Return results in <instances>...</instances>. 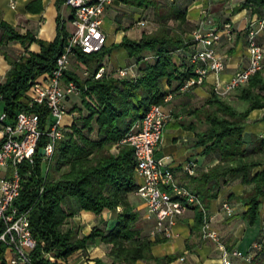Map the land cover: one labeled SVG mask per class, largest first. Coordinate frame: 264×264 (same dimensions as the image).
I'll use <instances>...</instances> for the list:
<instances>
[{"label":"trees","instance_id":"trees-1","mask_svg":"<svg viewBox=\"0 0 264 264\" xmlns=\"http://www.w3.org/2000/svg\"><path fill=\"white\" fill-rule=\"evenodd\" d=\"M64 1L57 0V3L64 4ZM113 1L143 12L150 10L147 16L151 12L153 20L159 23V29L155 33H142L138 40L124 35L119 44L103 47L96 54L86 55L78 48L74 50L79 59L90 56L97 61L96 66L83 62L93 74L102 66V58L112 49H123L128 57L135 60L136 74L134 79L117 78L112 73H105L99 79L92 76L80 79L73 71H65L64 81L74 80L82 89L79 98L86 114L79 113L65 127L64 137L57 142L47 169L43 170L42 157L38 154L33 165L20 166L21 190L13 206L28 213L29 229L36 241L29 253L30 264H67L73 253L86 251L100 243L109 246L107 256L110 262L95 258L93 264H136L139 261L171 264L176 258L173 255L154 257L152 247L159 239L141 236L136 225L139 215L128 200V194L137 188L135 160L132 149L118 143L152 104H163L168 93H175L174 96L184 94L176 91L193 76L189 57L195 44L184 35L191 31L185 12L171 6L173 3L164 2L162 7L157 0ZM164 6L170 7V11L159 15L156 9H165ZM242 9L261 17L264 0H244L236 7V10ZM0 30L1 44L14 41L24 49L16 57L3 52L9 69L0 81L1 111L9 123H14L17 114L27 109L39 112L44 118L46 111L28 106L26 91L30 80L53 69L68 33L64 25L59 24L57 37L46 42L28 31L20 33L1 19ZM32 43L39 46L38 52L28 50ZM145 52L149 53L148 57H145ZM163 79L170 87L168 91L162 89ZM237 105H242V109ZM262 108L263 64L246 83L224 96L216 94L212 88L200 107L187 110L188 115L208 125L199 133L197 145L202 147L203 154H212L218 160L207 171L192 176L196 186L187 189L196 194L206 208V202L215 198L220 187L227 183L238 180L243 186H251L239 197L244 207L242 219L249 225H254L259 219L264 200V158L251 156L254 149L250 151L244 147L242 131L249 113ZM184 126L194 129L193 122ZM44 142L42 139L40 145ZM114 146L116 151L112 152L110 149ZM263 146L264 140H260L257 149ZM58 172L60 175L55 178L53 173ZM79 210L95 215L111 211L116 215L109 228L94 226L89 233L81 234L80 229L78 232L77 227L68 225V219ZM193 211L200 228L201 213L196 208ZM262 220L264 222V217ZM5 249L0 242V264H5Z\"/></svg>","mask_w":264,"mask_h":264},{"label":"built area","instance_id":"built-area-1","mask_svg":"<svg viewBox=\"0 0 264 264\" xmlns=\"http://www.w3.org/2000/svg\"><path fill=\"white\" fill-rule=\"evenodd\" d=\"M203 1L206 5L202 8L201 17L192 32L195 45L189 63L193 76L186 79L176 93H185L202 86L210 74L217 76L224 69V58L217 51L216 45L223 38L227 41L232 39V24L224 22L219 27L204 29L209 20L210 7L209 0ZM112 3L113 0L64 1V5L72 11L71 23L74 30L68 33L53 69L30 80L26 91L28 106L46 111L44 118L39 112L27 109L17 114L14 123H9L6 114L0 111V242L6 247L5 264H30L29 253L36 245L29 229L27 211H19L13 206V201L21 190L20 166L33 165L38 150L43 149L44 153L40 157L47 169L57 142L64 137L65 127L68 125L66 118L71 117L68 112L69 102L72 97L82 94V89L74 80L64 81V73L70 70L75 49L78 48L86 55L96 54L103 49L106 35L102 29V17ZM136 25L144 26L145 22L140 20ZM258 35L264 38V15L249 22L246 34L249 57L247 65L237 71L229 81L221 82L216 79L213 84L216 94L226 95L236 86L246 83L251 75L261 69L264 50L257 42ZM105 72L103 66L93 74L84 69L79 78L92 76L99 79ZM114 76L134 79L133 65L118 68ZM174 95L175 93L166 94L163 104H152L118 143L132 149L135 160L134 175L140 180L133 193L142 200L146 218L153 221L150 237L172 238L178 219L187 211L196 208L202 216L199 240H210L226 253L218 233L211 226L213 217L196 194L176 181L170 166V157L158 155L163 130L173 119L172 112L164 106ZM42 139L45 142L40 145ZM196 167L197 164L192 159L181 165L183 172L190 177L195 175ZM41 191L42 189L39 192ZM221 209L227 216L233 214V208L226 201L222 202ZM251 248L259 251L262 244L256 241ZM8 250L12 252V256H6ZM232 255L243 256L239 251H233ZM47 256L52 259L51 255ZM244 259L248 264H258L253 254L245 255ZM221 264L230 262L223 258Z\"/></svg>","mask_w":264,"mask_h":264},{"label":"crops","instance_id":"crops-1","mask_svg":"<svg viewBox=\"0 0 264 264\" xmlns=\"http://www.w3.org/2000/svg\"><path fill=\"white\" fill-rule=\"evenodd\" d=\"M172 1L168 0L167 3L169 5L173 3L171 6L179 7L185 12V19L191 31L184 35L191 36L192 29H194L199 21L201 10L206 5V2L203 0ZM242 1L244 0H209V20L204 29L219 27L224 22L232 24V39L227 41L223 38L216 45L217 51L224 58V69L217 76L210 74L204 85L195 87L187 93L174 96L164 106L165 109L170 110L174 114V118L163 130L158 155L170 157V166L173 168L176 181L186 188H195L196 183H194L192 176H187L183 172L181 165L185 161L192 159L196 162L197 167L194 177L201 172L207 171L218 161L212 154H203L202 147L197 145L199 133L205 131L208 125L202 122L204 125L202 130L197 128V123H200V121L193 115H188L187 110L198 108L204 103L210 95L216 79L221 82L229 81L237 71L244 68L248 63L246 34L249 22L256 15L250 13L247 9L236 10V7ZM130 8L133 7L122 5L116 1H113L106 8L102 17V29L106 35V42L108 38H112L113 41L110 43L113 45L119 42L123 35H125L120 23L125 18V15H131V13L126 11H130ZM119 14H121V18L117 17ZM262 15H264V9ZM106 16H109L113 20L111 29L104 27ZM70 17H72V11L64 4H58L57 0H0L1 20L14 27L20 33L28 31L34 37L46 42H51L57 37L59 24L64 25L67 33L70 32L68 26L66 27V21L68 23L71 21ZM257 42L264 50V38L261 35H258ZM9 50L17 56L24 51L23 46L18 42L0 43V81L4 79L5 73L9 69V65L3 56V52H6L10 56ZM28 50L38 52L39 46L32 43L29 45ZM13 53L12 57H14ZM176 56L177 53L174 57ZM262 64L264 67V59ZM131 65H133V71L136 74L134 59L126 60L124 65H119L114 70ZM102 66L105 68V73H109V69L103 64ZM161 84L164 91L170 89L164 79ZM240 108L242 109V105ZM191 122L196 124V126L194 124V129H188L184 126ZM242 138L246 149L250 151L254 149L251 156L264 158V146L260 150L257 149L259 141L264 140V108L255 109L249 113L243 125ZM139 182L140 180L137 178L136 183L138 184ZM250 188L251 186L241 185L238 180L233 181L221 186L217 196L206 202L207 211L213 217L211 226L218 233L226 253L210 240H199V226L195 220L194 211L189 210L178 219L172 238L164 239L157 237L159 241L152 247V255L156 258L173 255L176 258L171 264H221L223 258H227L230 264H248L244 256L253 254L258 264H264V222L262 220L264 217V200L261 203L259 219L254 225H249L242 219L244 207L239 201V197ZM132 196L136 195L129 193L128 200L135 210H141V219L151 221V219L146 218V211L142 200L136 196L140 200V203L135 205V199ZM225 201L233 208L231 216H227L221 209V204ZM112 214L113 212L111 211H103L100 215H95L79 210V229L81 234L89 233L90 229L94 226L109 228L115 218V214ZM84 217H88L91 222L82 228L81 224H83V221H80V218ZM76 219L75 217V223H77ZM148 238L154 239L152 237ZM256 241L262 244V248L259 251L251 248L252 244ZM108 249V245L100 243L87 248L86 251H79V264H93V259L95 258H100L105 263H109L110 258L107 256ZM233 251H239L243 256H234L232 255ZM6 256H12V252L6 251ZM103 256L109 262L103 259ZM136 264L146 263L139 261Z\"/></svg>","mask_w":264,"mask_h":264},{"label":"rangeland","instance_id":"rangeland-1","mask_svg":"<svg viewBox=\"0 0 264 264\" xmlns=\"http://www.w3.org/2000/svg\"><path fill=\"white\" fill-rule=\"evenodd\" d=\"M157 1L163 7V3L164 2L167 3L168 0H157ZM162 7H158L156 9V12L159 15L168 13V11H170L169 10L170 7L164 6L165 9H162ZM130 9L132 10V11L130 10L131 12L129 10H126V11L131 13V15H129V14L125 15V18H123V21L120 23L121 29L124 31V34H125V36H127V38L133 39V40H138L142 33H144V32H146V33H155L156 30L159 29L158 28L159 23L157 21L153 20V18L151 17V15H152L151 12H150L149 16H147V12L150 11V10L143 12L142 10H139V9H136V8H130ZM117 17L121 18L122 16H121V14H119ZM138 20H141V21L143 20L145 22V25L144 26L136 25L135 21H138ZM69 22L70 23H68L66 21V27L68 26L70 32H72L74 30V26L72 25L71 21H69ZM130 22H133L131 24L132 28L129 27ZM172 23L173 22H170V24H172ZM112 25H113V20L109 16H106L105 19H104V27H106L107 29H111ZM173 25H174V23H173ZM185 37H187L186 38L187 40L192 41V34H191V36H185ZM111 41H113V39L112 38H108L107 42H106V46H104V47H112V45L110 43ZM119 42L114 43L113 45H117V44H119ZM9 52H10V57H12L11 55H12L13 52L10 51V50H9ZM13 55H14V57L17 56L14 53H13ZM144 55H145V57H148L149 53L145 52ZM128 59L129 60L130 59L133 60V58L128 57L127 53L123 49L114 48L107 55H105L100 62L106 68L109 69V73L110 74L112 73V75H115V71L116 70H114V68H117V66H119V65H124L126 60H128ZM85 61L90 63L92 66H96V64H97V61L94 58L90 57V56H86V58H80L79 59L78 57H76V55H73L72 58H71L70 70L73 71L78 77H80V75H82L81 73L83 72V70L87 69L86 66L83 63ZM114 77H116V76H114ZM229 98H230L231 102L234 103V100L232 99V95H230ZM80 102H81V98H79V96L71 98V100L69 102V110H68V112L71 114V117L66 118V121H65L68 125H69V123L71 122V120L73 118H75L77 115H79V113L86 114V110L81 105ZM243 105H245V104H243ZM237 106L240 109V106L239 105H237ZM72 107H76V108H74L75 110L72 109ZM1 108H2V103L0 102V111H1ZM172 115H173V118H174V114L173 113H172ZM195 126H196V124H195ZM203 127H204V125L202 124V121H200V123H197V128L202 130ZM110 150L112 152H114V151H116V147L114 146ZM42 167H43V170H44V168H45L44 163H42ZM59 175H60L59 172L58 173H53V176L55 178H57ZM136 180H137V178L135 177V181ZM132 197H134V199H135V203H134L135 205L140 203V200L136 196H132ZM117 211H119V209ZM136 212L139 215V219H138L137 224H136L137 228L140 230V233H141L142 236L150 237V232L153 229V221L152 220L151 221L142 220L141 217H140L141 216V210L140 211L136 210ZM114 214L116 215L115 212H113L112 215H114ZM75 217L77 218L76 219L77 223H75V221H74ZM80 221H83V224H81L82 228L86 227V224L91 222L88 217L80 218ZM68 223H69L68 225H74L75 227H77L78 232H79V211H76L74 216L72 218L68 219ZM103 259L107 260L106 257H104ZM107 262H109V261L107 260ZM66 263L67 264H79V251L73 253L67 259Z\"/></svg>","mask_w":264,"mask_h":264},{"label":"water","instance_id":"water-1","mask_svg":"<svg viewBox=\"0 0 264 264\" xmlns=\"http://www.w3.org/2000/svg\"><path fill=\"white\" fill-rule=\"evenodd\" d=\"M43 153H44V150H43V149H39V150H38V155H39V156H41Z\"/></svg>","mask_w":264,"mask_h":264}]
</instances>
